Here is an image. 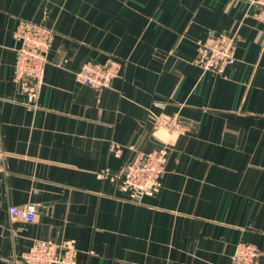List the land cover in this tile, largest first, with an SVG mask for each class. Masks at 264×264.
Here are the masks:
<instances>
[{"label":"crops","instance_id":"crops-1","mask_svg":"<svg viewBox=\"0 0 264 264\" xmlns=\"http://www.w3.org/2000/svg\"><path fill=\"white\" fill-rule=\"evenodd\" d=\"M21 20L52 29L44 84L26 104L14 66ZM236 34L223 73L197 42ZM124 62L110 86L77 79ZM178 116L177 133L156 128ZM0 264L36 242L71 245L77 264H235L239 242L264 264V8L249 0H0ZM121 147L118 155L113 147ZM165 148L155 194L132 197L134 155ZM37 208L14 218L11 206Z\"/></svg>","mask_w":264,"mask_h":264},{"label":"built area","instance_id":"built-area-1","mask_svg":"<svg viewBox=\"0 0 264 264\" xmlns=\"http://www.w3.org/2000/svg\"><path fill=\"white\" fill-rule=\"evenodd\" d=\"M257 7L264 8V0H249ZM21 43L18 48L17 60L14 66V79L20 84L26 104L34 107L37 104L40 91L44 84V75L48 63V51L55 37V32L41 24L21 20L14 34ZM196 63L204 71L223 73L236 62L237 35L210 34L206 39L197 42ZM124 62L112 58L105 63L87 62L77 71V79L96 89L110 86L112 79L118 77ZM156 128H164L170 133L181 130L183 123L178 116H158ZM114 151L121 155V147L114 145ZM0 142V159L4 157ZM167 152L165 148L149 152H137L127 163L123 176H115L109 168L100 172L102 178L110 177L116 180L123 191L132 197L155 194L161 183L165 170ZM14 218L33 221L37 218V208L33 205L10 208ZM260 255L259 248L252 243L239 242L233 256L235 264H255ZM26 264H77L76 250L71 245L60 246L53 242H36L22 256Z\"/></svg>","mask_w":264,"mask_h":264}]
</instances>
